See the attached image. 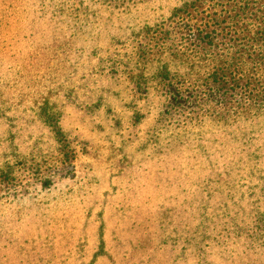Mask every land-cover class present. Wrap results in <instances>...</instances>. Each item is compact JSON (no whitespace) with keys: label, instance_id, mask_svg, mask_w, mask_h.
Masks as SVG:
<instances>
[{"label":"rangeland","instance_id":"obj_1","mask_svg":"<svg viewBox=\"0 0 264 264\" xmlns=\"http://www.w3.org/2000/svg\"><path fill=\"white\" fill-rule=\"evenodd\" d=\"M46 1L0 0V15L11 7L0 26V162H24L0 192V264H264L255 237L225 233L208 257L194 247L207 218L220 230L257 211L254 199L238 208L195 181L192 147L158 133L163 101L145 26L177 0H73L54 13ZM47 111L59 114L68 147ZM9 205L8 216L26 219L4 229L18 240L1 234Z\"/></svg>","mask_w":264,"mask_h":264},{"label":"trees","instance_id":"obj_2","mask_svg":"<svg viewBox=\"0 0 264 264\" xmlns=\"http://www.w3.org/2000/svg\"><path fill=\"white\" fill-rule=\"evenodd\" d=\"M71 1L48 0L43 10L70 11L68 8L74 6ZM177 3L168 18L151 27L145 26L148 37L143 54L149 57L146 66L155 69L154 76L161 88L158 96L163 101L160 111L164 119L159 121L158 133L164 138L170 133L174 141L183 140V144L188 142L192 147L195 156L191 160L196 163L191 164V174H198L195 181L207 187L217 186L215 193L226 192L238 208L246 198L254 199L257 211L242 221L230 220L220 230L211 228L207 218L193 233L198 235L194 247L200 245L208 257L211 242L233 232L234 241L243 236L255 237L259 249H263L264 0H177ZM10 8L0 15V26L4 29L9 27L4 25V20L11 18ZM43 14V18L50 15ZM138 78L142 97H150L149 78L145 73ZM141 116L144 117L137 113V117ZM43 117L59 143L64 142L68 147L59 114L47 111ZM214 129L218 147H213L215 142H211ZM7 150L8 146L4 151ZM219 152L222 154L215 159ZM23 163L13 161L11 156L0 162V192H4L5 181L15 179ZM198 188L202 192V187ZM9 207L1 217L6 220L1 234L4 239L18 240L4 229L26 219L16 218L17 211L8 216L12 212Z\"/></svg>","mask_w":264,"mask_h":264}]
</instances>
